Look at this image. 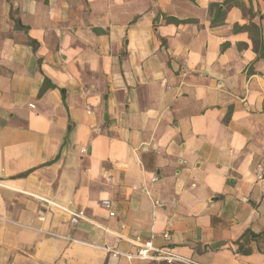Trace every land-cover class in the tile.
<instances>
[{
  "label": "crops",
  "instance_id": "obj_1",
  "mask_svg": "<svg viewBox=\"0 0 264 264\" xmlns=\"http://www.w3.org/2000/svg\"><path fill=\"white\" fill-rule=\"evenodd\" d=\"M224 1L0 0V264H264V0Z\"/></svg>",
  "mask_w": 264,
  "mask_h": 264
},
{
  "label": "built area",
  "instance_id": "obj_2",
  "mask_svg": "<svg viewBox=\"0 0 264 264\" xmlns=\"http://www.w3.org/2000/svg\"><path fill=\"white\" fill-rule=\"evenodd\" d=\"M81 153H84V150L81 151ZM256 179L257 181H263L264 180V162L259 164V166L256 169ZM155 181V180H154ZM101 206L109 211V217H113L114 213L110 211L111 209V203L108 200L102 201ZM156 207H161L159 203H155ZM83 218L82 213L77 214H71L70 218V227L73 229L79 220ZM163 238L165 240L169 239L168 234H163ZM110 251V250H108ZM113 254H117L116 251H112ZM127 259H138V260H157L161 261L164 264H198L192 260H189L187 258L181 257L178 254L174 253L173 251L169 249H156L152 246L151 242H147L141 246H139L137 252L135 254H128L125 255Z\"/></svg>",
  "mask_w": 264,
  "mask_h": 264
},
{
  "label": "trees",
  "instance_id": "obj_3",
  "mask_svg": "<svg viewBox=\"0 0 264 264\" xmlns=\"http://www.w3.org/2000/svg\"><path fill=\"white\" fill-rule=\"evenodd\" d=\"M223 9L218 11V14L216 15V17L213 19L212 21V25L215 26L217 24H221L223 23V19L225 17V13L226 11L232 7V6H238L241 8V5L239 3H237L234 0H225L224 3L222 4ZM176 22V20H173ZM238 31H245L248 32L251 36V40L253 42V50L255 52H258V45H257V27L254 24H249L248 26H243V27H235V32ZM261 52L263 51V49H260Z\"/></svg>",
  "mask_w": 264,
  "mask_h": 264
}]
</instances>
